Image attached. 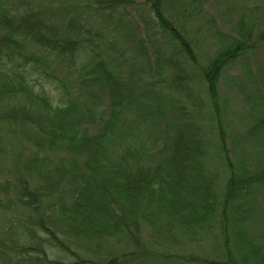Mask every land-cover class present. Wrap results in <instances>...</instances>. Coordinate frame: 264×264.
I'll return each instance as SVG.
<instances>
[{
	"label": "trees",
	"instance_id": "obj_1",
	"mask_svg": "<svg viewBox=\"0 0 264 264\" xmlns=\"http://www.w3.org/2000/svg\"><path fill=\"white\" fill-rule=\"evenodd\" d=\"M214 1L0 0V264H264L245 228L264 172L233 169L218 93L264 17L218 31L230 43L205 66L172 12Z\"/></svg>",
	"mask_w": 264,
	"mask_h": 264
},
{
	"label": "rangeland",
	"instance_id": "obj_2",
	"mask_svg": "<svg viewBox=\"0 0 264 264\" xmlns=\"http://www.w3.org/2000/svg\"><path fill=\"white\" fill-rule=\"evenodd\" d=\"M220 2V5H217L216 1L206 3L200 15L197 13L196 16H190L188 19L185 16L181 19L180 15L172 12L177 20L182 21L180 30H186V37L199 61L205 66L230 43L228 38H221L217 34L218 31L229 37H240V31L244 32V23L257 22L264 17V0H220ZM168 14L171 15L169 10ZM263 33L264 21L263 26L254 30V39H257L259 45L247 50L236 61L226 66L218 84L221 115L226 133L223 144L229 151L233 169L238 176H253L264 172V129L260 131L254 126L260 116L264 118V107L263 113L259 112L257 107V90L260 89L263 93L264 89V42L260 38ZM182 58L190 63L185 69V74L188 76L183 78L197 74V68L189 58L184 54ZM143 59L139 57L137 63L142 64ZM167 72L171 71L166 67L165 74ZM193 85L198 93L201 90L200 94L203 96L208 94L206 84L200 83L198 78ZM48 93L52 96L55 94L50 89ZM257 114L261 115L255 116ZM204 124L208 154L220 156L223 145L220 137H217V127L215 128L212 123ZM226 167L227 163H224L217 168L219 172L221 171L224 182L231 178V172L226 171ZM250 190L252 194L247 196L245 206L249 222L245 224V228L249 235L263 238L264 243V181L263 184H255ZM214 236L211 234L206 248L213 247ZM207 251L209 252L210 249Z\"/></svg>",
	"mask_w": 264,
	"mask_h": 264
}]
</instances>
